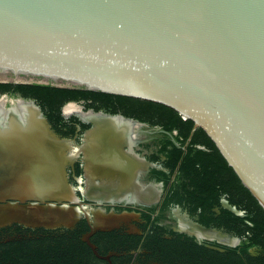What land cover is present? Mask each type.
I'll return each instance as SVG.
<instances>
[{"label":"water","instance_id":"1","mask_svg":"<svg viewBox=\"0 0 264 264\" xmlns=\"http://www.w3.org/2000/svg\"><path fill=\"white\" fill-rule=\"evenodd\" d=\"M7 80L169 106L207 132L264 208V0H0V81ZM36 108L0 109V227L72 228L85 216L91 230L84 239L104 257L91 234L137 213L90 215L67 180L66 166L77 157L66 158L61 146L72 141ZM92 121L82 145L87 173L138 176L125 150L135 127ZM117 182L111 193L139 184ZM111 195L101 199H118ZM189 227L223 245L240 242L214 226Z\"/></svg>","mask_w":264,"mask_h":264},{"label":"flooded vegetation","instance_id":"2","mask_svg":"<svg viewBox=\"0 0 264 264\" xmlns=\"http://www.w3.org/2000/svg\"><path fill=\"white\" fill-rule=\"evenodd\" d=\"M0 83L12 84L4 90L0 89V98H5V103L2 106L4 112L13 107H16L18 111H22L19 104L21 99L32 102L35 106L40 107L42 115L47 118L52 128L61 138L72 141V146L70 145L66 153L77 157V159L66 166L67 180L75 187L76 194L86 209L90 210L92 217H94L93 210L104 212L128 210L137 213V216L132 218L129 223L108 230H97L91 234V241L104 257L96 255L84 239L85 234L90 232L91 226L89 219L82 216L76 226L72 228L78 227L80 222L83 225V221L88 225V230L83 232L81 237L95 255V257L88 258L90 263L209 264L213 249L221 247L223 250H218L225 251L223 246L227 245L203 236L198 237L189 232L190 222L214 226L228 231L223 224L215 225V223H223L227 218L226 213H223L224 209L231 210L238 215L245 213L244 210L239 209L230 201L226 187L221 186L228 180V173L221 170V168L216 169L215 177H213L214 168L219 166H215V162H211L213 166L210 163L196 162L187 178L180 180L178 178L180 166L171 172V169L165 166V154L159 151L161 146L159 142L163 139L162 129L159 125L151 126L146 121L130 116L127 112L132 111L135 107L131 102H121L112 97L91 93L76 95L77 97H71L72 95L64 92L55 94L54 100L57 102L60 114L65 122V124L58 126L61 128L59 129L46 113L47 107L45 108L42 101L32 95L34 89L32 87L17 86L18 84L43 83L15 80L0 81ZM68 105H71L74 110L67 112L66 107ZM90 110L122 115L133 119L132 122H134L135 127L134 139H132L134 141L133 147L131 149L126 147L125 150H127V157L131 158L139 168L138 176L107 177L90 176L87 173L85 169L87 153L83 150L82 145L86 140L88 129L94 125L90 119L95 120L92 118L94 115H101L104 118L110 117L101 113L90 112ZM110 118L117 119V117ZM120 121L124 125L131 126L126 120L120 119ZM83 124H86V127ZM177 135L178 132L174 130L170 136L175 139ZM155 142H158L159 145ZM197 146L206 148L203 144H197ZM74 153L75 155H73ZM122 155L125 156L123 152ZM161 172L171 174L168 181H165L163 177H159L162 175ZM213 178L220 183L215 194L213 193ZM88 180H95V182L88 183ZM117 180H138L139 184L135 186L131 184L121 190L117 189L120 191L117 192L118 194L111 193L108 188H114L118 183ZM234 190L233 188V193ZM235 192L236 196H241L238 189ZM107 194H112L111 196L118 197L119 200H102L101 198L109 197ZM214 195L219 199L215 205L212 202ZM227 204L236 207L243 213L233 211L226 206ZM10 226H13V224L4 227ZM241 240L240 237V242ZM252 251L254 252V248Z\"/></svg>","mask_w":264,"mask_h":264},{"label":"trees","instance_id":"3","mask_svg":"<svg viewBox=\"0 0 264 264\" xmlns=\"http://www.w3.org/2000/svg\"><path fill=\"white\" fill-rule=\"evenodd\" d=\"M11 85L0 83V89L4 90ZM17 86L34 89L32 95L40 99L45 108L47 107L46 113L59 129L61 128L58 126L65 122L54 100L55 94L64 92L72 95L71 97H77L76 95L91 93L112 97L121 102H131L136 108L127 112L130 116L146 121L151 126L159 125L162 129L163 139L159 142L161 145L159 151L165 154L164 163L171 172L180 166L178 175L180 180L187 178L196 162L210 163L212 166L211 162H215V166H219L214 168L213 177L216 169L221 168L228 173V180L221 186L226 187L230 201L245 213L238 215L224 209L223 213H226L227 218L223 223H215V225H225L228 231L241 237L242 240L236 246H223L224 252L213 249L209 264H264V208L242 183L207 132L203 128L194 129L193 120L184 119L169 106L141 98L81 88L58 87L53 84H18ZM83 125L86 127V124ZM174 130L178 132L175 139L170 136ZM155 143L159 145L158 142ZM197 144H203L206 148H200ZM161 174L159 177H163L165 181L171 176L167 172ZM219 184L213 178L214 194ZM233 188L238 189L241 196H236L235 190L234 193L232 192ZM218 200L214 195L213 205ZM88 228L85 221L83 225L80 222L75 229L30 228L18 223L10 227H0V264H92L88 258L95 255L81 237Z\"/></svg>","mask_w":264,"mask_h":264},{"label":"bare ground","instance_id":"4","mask_svg":"<svg viewBox=\"0 0 264 264\" xmlns=\"http://www.w3.org/2000/svg\"><path fill=\"white\" fill-rule=\"evenodd\" d=\"M4 103H5V98H0V107H1L0 109H1V111H2V106H3ZM19 104H20V107L22 109H25V110H34V109H37L36 106L32 102L24 101L22 99L19 100ZM13 109L16 110V107H13L12 110ZM72 110H74V108L71 105H68L66 107V111L67 112H71ZM92 118H94L96 121H98L101 124L114 123V124H118V125H124V123L121 122L120 121V118H118V117H117V119H114V118H110V117L104 118L101 115H94V116H92ZM90 120H93V119H90ZM127 122L129 123V125H131L130 127H134V122H132V121H127ZM61 147H62V149L65 148L67 150L70 146L67 145V144L66 145L64 144V146L62 145ZM66 150H65V157L66 158H69L70 155H68L66 153ZM73 155H75V153ZM90 182H95V180H88V183H90ZM105 182H108V181H105ZM115 191L120 192L119 190H115Z\"/></svg>","mask_w":264,"mask_h":264}]
</instances>
